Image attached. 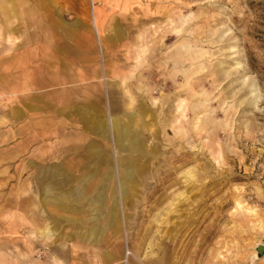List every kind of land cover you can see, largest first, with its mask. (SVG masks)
<instances>
[{
  "label": "rangeland",
  "instance_id": "obj_1",
  "mask_svg": "<svg viewBox=\"0 0 264 264\" xmlns=\"http://www.w3.org/2000/svg\"><path fill=\"white\" fill-rule=\"evenodd\" d=\"M261 246L264 0H0V264Z\"/></svg>",
  "mask_w": 264,
  "mask_h": 264
},
{
  "label": "water",
  "instance_id": "obj_2",
  "mask_svg": "<svg viewBox=\"0 0 264 264\" xmlns=\"http://www.w3.org/2000/svg\"><path fill=\"white\" fill-rule=\"evenodd\" d=\"M259 248L263 250V249H264V246H261V247H259Z\"/></svg>",
  "mask_w": 264,
  "mask_h": 264
},
{
  "label": "crops",
  "instance_id": "obj_3",
  "mask_svg": "<svg viewBox=\"0 0 264 264\" xmlns=\"http://www.w3.org/2000/svg\"><path fill=\"white\" fill-rule=\"evenodd\" d=\"M1 7H2V6H1ZM96 106H98V104H97ZM99 128H101V127H99Z\"/></svg>",
  "mask_w": 264,
  "mask_h": 264
},
{
  "label": "bare ground",
  "instance_id": "obj_4",
  "mask_svg": "<svg viewBox=\"0 0 264 264\" xmlns=\"http://www.w3.org/2000/svg\"><path fill=\"white\" fill-rule=\"evenodd\" d=\"M119 127V126H118ZM120 129V128H119ZM121 132V131H120Z\"/></svg>",
  "mask_w": 264,
  "mask_h": 264
}]
</instances>
